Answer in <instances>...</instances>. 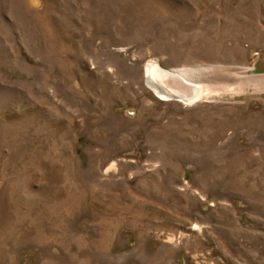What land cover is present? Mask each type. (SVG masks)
I'll use <instances>...</instances> for the list:
<instances>
[{"label":"rangeland","instance_id":"1","mask_svg":"<svg viewBox=\"0 0 264 264\" xmlns=\"http://www.w3.org/2000/svg\"><path fill=\"white\" fill-rule=\"evenodd\" d=\"M0 264H264V0H0Z\"/></svg>","mask_w":264,"mask_h":264},{"label":"bare ground","instance_id":"2","mask_svg":"<svg viewBox=\"0 0 264 264\" xmlns=\"http://www.w3.org/2000/svg\"><path fill=\"white\" fill-rule=\"evenodd\" d=\"M157 74H158L159 77L160 76H167L168 75V74H166L164 72H161V70H158L155 75H157ZM151 86L156 90L157 95L163 97V93H162V91L160 89H158V87H156L155 85H151Z\"/></svg>","mask_w":264,"mask_h":264}]
</instances>
